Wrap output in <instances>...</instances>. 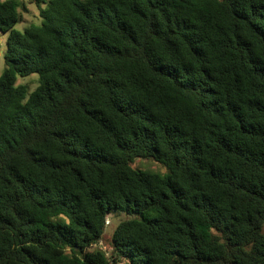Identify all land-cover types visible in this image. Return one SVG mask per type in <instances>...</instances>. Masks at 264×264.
<instances>
[{
	"label": "trees",
	"instance_id": "obj_1",
	"mask_svg": "<svg viewBox=\"0 0 264 264\" xmlns=\"http://www.w3.org/2000/svg\"><path fill=\"white\" fill-rule=\"evenodd\" d=\"M31 3L0 0V264H264V0Z\"/></svg>",
	"mask_w": 264,
	"mask_h": 264
},
{
	"label": "rangeland",
	"instance_id": "obj_2",
	"mask_svg": "<svg viewBox=\"0 0 264 264\" xmlns=\"http://www.w3.org/2000/svg\"><path fill=\"white\" fill-rule=\"evenodd\" d=\"M24 4L26 9L20 8L21 13V21L18 22L14 27L20 31H23L25 28H27L30 24H39L41 18L39 17V11L36 8V6L31 3V0H17ZM29 5L31 7H29ZM6 37L7 34L0 33V73L2 72L4 68V53L6 51ZM17 84H24L27 86L29 91L33 90L37 84V74L33 73L30 74L27 77H18L16 80ZM134 166L146 170L151 171L154 173H157L159 175H164L167 173L166 168L161 165L160 163L153 161L152 159H136L133 163ZM133 215H128L123 211H113L110 215L107 216L104 226V235L102 236V239L92 246V249H101L102 251H105L106 253L111 252V232L112 230L117 226V224L124 220L131 218ZM262 232L264 233V225ZM121 264H124L122 261Z\"/></svg>",
	"mask_w": 264,
	"mask_h": 264
},
{
	"label": "clouds",
	"instance_id": "obj_3",
	"mask_svg": "<svg viewBox=\"0 0 264 264\" xmlns=\"http://www.w3.org/2000/svg\"><path fill=\"white\" fill-rule=\"evenodd\" d=\"M29 7H31V6L29 5Z\"/></svg>",
	"mask_w": 264,
	"mask_h": 264
}]
</instances>
